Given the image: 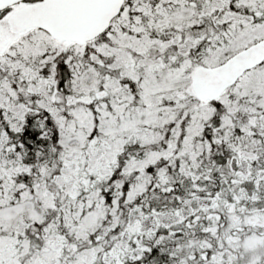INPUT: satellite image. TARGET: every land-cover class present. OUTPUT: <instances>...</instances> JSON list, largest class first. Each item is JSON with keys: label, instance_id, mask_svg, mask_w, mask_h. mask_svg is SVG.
I'll return each mask as SVG.
<instances>
[{"label": "snow or ice", "instance_id": "obj_1", "mask_svg": "<svg viewBox=\"0 0 264 264\" xmlns=\"http://www.w3.org/2000/svg\"><path fill=\"white\" fill-rule=\"evenodd\" d=\"M0 264H264V0H0Z\"/></svg>", "mask_w": 264, "mask_h": 264}]
</instances>
